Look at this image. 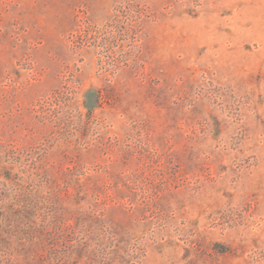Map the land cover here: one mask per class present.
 <instances>
[{
    "label": "rangeland",
    "instance_id": "obj_1",
    "mask_svg": "<svg viewBox=\"0 0 264 264\" xmlns=\"http://www.w3.org/2000/svg\"><path fill=\"white\" fill-rule=\"evenodd\" d=\"M0 264H264V0H0Z\"/></svg>",
    "mask_w": 264,
    "mask_h": 264
}]
</instances>
